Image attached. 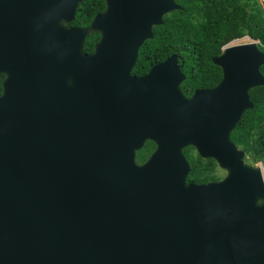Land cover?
Instances as JSON below:
<instances>
[{"label": "water", "instance_id": "95a60500", "mask_svg": "<svg viewBox=\"0 0 264 264\" xmlns=\"http://www.w3.org/2000/svg\"><path fill=\"white\" fill-rule=\"evenodd\" d=\"M82 1L0 0V264H264L262 169L230 138L264 85L257 40L223 45L220 81L185 96L175 53L131 72L178 3L104 0L67 26ZM187 146L224 176L187 181Z\"/></svg>", "mask_w": 264, "mask_h": 264}, {"label": "trees", "instance_id": "16d2710c", "mask_svg": "<svg viewBox=\"0 0 264 264\" xmlns=\"http://www.w3.org/2000/svg\"><path fill=\"white\" fill-rule=\"evenodd\" d=\"M174 1L181 8L165 13L162 23L153 26V37L146 39L138 49L134 73H143L151 64L175 53L185 74L180 87L189 95L194 87L216 85L220 81L221 68L211 58L230 40L249 36L257 40L258 48L264 52V3L260 0ZM104 8V0H84L78 4L75 17L68 24L88 25L95 13ZM98 37V33H89L83 50L90 52ZM259 71L264 76V63ZM1 80L2 76L0 83ZM249 96L253 106L241 115L230 138L245 149V162L261 161L264 165V85L250 88ZM153 147L154 143L147 140L137 151L136 160H144ZM184 153L191 167L188 181L201 182L214 177L210 175V162L192 160L188 149ZM208 160L215 164L213 159Z\"/></svg>", "mask_w": 264, "mask_h": 264}, {"label": "flooded vegetation", "instance_id": "af4514ba", "mask_svg": "<svg viewBox=\"0 0 264 264\" xmlns=\"http://www.w3.org/2000/svg\"><path fill=\"white\" fill-rule=\"evenodd\" d=\"M67 26H69V24L67 23L66 24ZM98 36H99V34H98ZM95 42V41H94ZM94 46V45H93ZM92 50H93V48H92ZM91 50V51H92ZM90 51V52H91ZM138 56V55H137ZM137 60V59H136ZM136 62V61H135ZM156 63V62H155ZM154 64V63H153ZM152 65V64H151ZM150 65V66H151ZM134 66H135V64H134ZM134 66H133V68H134ZM133 68L131 69V72H132V74H134V75H142V74H144V73H146L149 69H147L145 72H143V73H134L133 72ZM150 68V67H149ZM0 76H2V79H3V74H0ZM1 82H2V80H1ZM215 85H209V86H203V87H194L193 88V91L195 90V89H197V88H212V87H214ZM0 90H1V83H0ZM182 90V89H181ZM192 91V92H193ZM183 92V91H182ZM192 92L189 94V95H186V94H184V92H183V94L185 95V96H190L191 94H192ZM251 100V99H250ZM155 146V145H154ZM153 149H154V147H153ZM152 149V150H153ZM188 149V152H190V153H192L193 154V156H195V158H198V159H201V160H205V162L204 163H206V162H210L211 163V168H210V172H211V176L213 175L215 178L214 179H207V180H205V181H201V182H206V181H216V180H219V179H221L223 176H224V170L216 163V161L213 159V158H210V157H202V156H200L199 154H198V152L195 150V148L193 147V146H187V147H185V148H183L182 149V152H183V154L185 155V151ZM151 150V151H152ZM138 151V150H137ZM137 151L135 152V160H136V153H137ZM150 151V152H151ZM149 155V154H148ZM186 156V155H185ZM147 157V156H146ZM146 157H145V159H146ZM186 158H187V156H186ZM144 159V160H145ZM208 159H213L214 161H215V164H213L211 161H209ZM144 160H142V161H140V162H138L137 160H136V162L137 163H142ZM188 160V159H187ZM189 162V161H188ZM190 165V164H189ZM190 169H191V167H190ZM190 172V171H189ZM188 175V174H187ZM186 180H187V176H186ZM188 181V180H187Z\"/></svg>", "mask_w": 264, "mask_h": 264}, {"label": "rangeland", "instance_id": "374dc122", "mask_svg": "<svg viewBox=\"0 0 264 264\" xmlns=\"http://www.w3.org/2000/svg\"><path fill=\"white\" fill-rule=\"evenodd\" d=\"M260 1L264 3V0H260ZM249 40H250V39H249L248 37L243 36V37H240V38L234 39V41H233L232 43H241V42H246V41H249ZM149 153H150V152L147 153V156H148ZM190 154H191V153H190ZM189 157H190V156H189ZM191 159H192V160L194 159L195 161H197L196 158L193 156V154H191ZM199 161L203 162L204 160L199 159ZM197 162H198V161H197ZM258 163H259V162L255 163V164H251V165H257ZM258 165H259L260 168L262 169V173H263V176H264V165H263V163H260V164H258ZM211 177H213V175H212ZM212 179H214V177H213Z\"/></svg>", "mask_w": 264, "mask_h": 264}, {"label": "clouds", "instance_id": "9594fccd", "mask_svg": "<svg viewBox=\"0 0 264 264\" xmlns=\"http://www.w3.org/2000/svg\"><path fill=\"white\" fill-rule=\"evenodd\" d=\"M180 6H181V5H180ZM162 21H163V20H162ZM152 28H153V27H152ZM152 33H153V32H152ZM161 61H162V60H161ZM177 63H178V62H177ZM180 69H181V68H180ZM183 73H184V72H183ZM184 79H185V78H184ZM182 82H183V81H182ZM182 82H181V83H182ZM181 83H180V85H181ZM180 88H181V87H180ZM144 144H145V143H144ZM143 146H144V145H143ZM143 146H142V147H143ZM142 147H141V148H142ZM238 147H239V146H238ZM141 148H140V149H141ZM242 148H243V147H242ZM140 149H139V150H140ZM191 154H192V153H191ZM244 156H245V154H244ZM146 158H147V157H146ZM258 162H259L258 164L262 163L261 161H258ZM246 163H247V162H246ZM248 164H250V163H248ZM258 164H257V165H258ZM250 165H251V164H250ZM253 166H254V165H253ZM262 174H263V173H262ZM263 180H264V176H263ZM193 182H194V181H193Z\"/></svg>", "mask_w": 264, "mask_h": 264}]
</instances>
